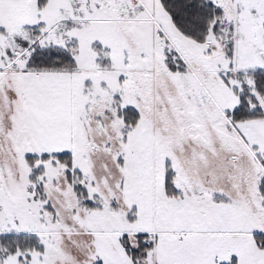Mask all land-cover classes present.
I'll use <instances>...</instances> for the list:
<instances>
[{"label": "snow or ice", "instance_id": "obj_1", "mask_svg": "<svg viewBox=\"0 0 264 264\" xmlns=\"http://www.w3.org/2000/svg\"><path fill=\"white\" fill-rule=\"evenodd\" d=\"M0 264H264V0H0Z\"/></svg>", "mask_w": 264, "mask_h": 264}]
</instances>
